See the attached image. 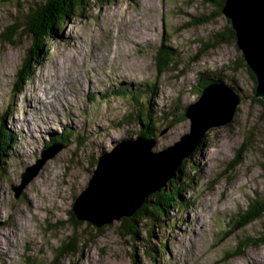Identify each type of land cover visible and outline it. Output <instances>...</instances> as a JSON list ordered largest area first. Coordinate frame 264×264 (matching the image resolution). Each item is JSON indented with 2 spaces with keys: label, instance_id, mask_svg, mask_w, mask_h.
Masks as SVG:
<instances>
[{
  "label": "rangeland",
  "instance_id": "374dc122",
  "mask_svg": "<svg viewBox=\"0 0 264 264\" xmlns=\"http://www.w3.org/2000/svg\"><path fill=\"white\" fill-rule=\"evenodd\" d=\"M26 7V0L0 4V126L2 116L17 134L0 175V264H53L61 241L75 228L87 242L78 245L80 254L60 264H264V245H241L263 235L264 214L230 234L229 225L237 224L249 200L264 197V114L236 44L213 46V35L227 33L230 26L223 14L216 15V4L111 0L87 6L49 41L34 78L21 85L16 71L21 72L30 41L17 33L11 43L2 34L12 26L9 14L19 16ZM205 15L208 22H193ZM163 37L184 56L159 74L154 52ZM207 70L227 75L226 84L242 99L233 120L208 128L203 146L185 158L180 177L192 178L182 193L187 204L146 222L136 241L120 226L121 219L98 228L85 220L75 223L69 211L87 185L98 150L135 137L129 124H119L130 112L129 97L120 89L154 84L149 96L155 108L186 104L200 96L198 76ZM68 129L81 138L69 136L16 198L12 186L36 163L43 142H58L51 137ZM189 131V118L168 120L151 150L167 149ZM162 189L157 194L163 197ZM164 190L174 188L168 183ZM233 253L238 255L230 257Z\"/></svg>",
  "mask_w": 264,
  "mask_h": 264
},
{
  "label": "water",
  "instance_id": "95a60500",
  "mask_svg": "<svg viewBox=\"0 0 264 264\" xmlns=\"http://www.w3.org/2000/svg\"><path fill=\"white\" fill-rule=\"evenodd\" d=\"M222 14L255 77L254 97L264 104V0H224ZM241 99L230 85L212 83L202 88L200 96L188 106L184 115L190 120V131L173 146L152 151L154 137H137L99 155L91 162L94 169L87 185L74 198L71 208L74 218L98 228L130 217L149 194L165 188L175 177L182 160L194 151L208 128L233 120ZM64 147L63 142H53L40 152L36 163L25 168L20 184L12 186L16 198L43 164Z\"/></svg>",
  "mask_w": 264,
  "mask_h": 264
},
{
  "label": "trees",
  "instance_id": "16d2710c",
  "mask_svg": "<svg viewBox=\"0 0 264 264\" xmlns=\"http://www.w3.org/2000/svg\"><path fill=\"white\" fill-rule=\"evenodd\" d=\"M6 1L8 2V0H0V4H3ZM107 1L111 0H26L27 7L25 12L18 11L19 16L15 13L13 15L9 14L12 26H7L6 30L8 31V34H2V36L9 42L14 43L13 37L18 33L21 37L24 36L30 41V49L28 51L25 63L22 64L21 72L16 71V76L19 79L20 84L23 85L34 78L37 68L43 63L45 55H47L49 52V41L54 40L57 36H61V32L67 23L71 22L76 16H81L83 13H85L87 11V6H92L95 3L101 5ZM207 1H213L217 6L216 15H222V6L224 0ZM17 4H20V0H17ZM199 18L200 21L195 20L193 22L203 23L210 20L206 15ZM227 22L229 23L228 20ZM188 26H191V23H188ZM223 41H232L235 43V33L231 26H228L227 33H217L213 35V46L217 42ZM203 45L205 44L203 43ZM182 56H184V54H181L177 47L170 45L168 38L163 37L159 45L155 48L154 52L157 73L161 74L168 66H177L178 61ZM197 59L198 57H195L192 59V61ZM241 60L244 61L242 56ZM242 63V66L246 67L247 72L253 80V89L255 92V77L247 67L245 61ZM207 71L208 72L206 74H199L198 76L197 87L199 88V93L202 88L211 85L212 83H227V81L224 79V77L227 75L217 74L213 70ZM131 86L127 87L130 88ZM154 86V84L142 87L133 85L135 88L132 90V92H127L128 88L120 89L121 92L119 89H117L121 94L126 92L127 94L125 96L129 97L128 102L130 106V112L128 116L124 118L125 123L120 122L119 124H129L130 128L132 129H128L130 130L129 134L135 136L130 139L137 137H142L145 139L150 137L155 138L156 134L160 132L161 129L167 124L168 120H173V118H180V121L184 120L186 118L184 115L185 111L187 110L188 106L193 103L192 101L186 104H180L179 101H174V103H170L168 107L161 106L155 108V101L150 99ZM192 91H194V89ZM254 99L258 101L262 107L264 106L260 98L254 97ZM1 118L3 119H1L2 125L0 126V175L5 171V165L8 158L11 156L9 150L11 151V147L14 144L17 136V134L5 124L4 117L1 116ZM68 130L69 133L67 130H64L59 134H56L54 137H51V140L67 142L69 136L70 138L72 136H76V139L81 138V134L79 136L76 134L71 136L70 133L72 130ZM205 137H207L206 133L196 149L203 146ZM118 142L119 141L117 140L112 143L110 148L119 144ZM49 145V141L45 140L43 142L44 148ZM110 148H100L98 150V156L108 152ZM92 155L93 153H89V158L92 157ZM187 162L188 161L185 159L182 160L178 166L175 177L172 178L173 181L176 178H180V180L174 183L172 182V179H170L167 182V184H171L172 188H174V191L172 192L166 191L164 188L162 189V192H164L163 197H166V200H163V197L157 194L158 191H156L155 193L147 196L145 198V202L138 209H136V211L130 217H125L120 220V226L124 229V231L131 235L135 241L142 238V236H140V232H142L144 229L146 222L155 221L157 219L159 220L163 215L166 214V212L172 210L174 207L182 208L185 206V204H187V200L182 193L188 191L190 180L192 178L188 177V175L180 177V175L184 174L185 172L184 165H186ZM180 186L183 188L178 190V187ZM156 194L159 196H156ZM69 214L75 223L80 222L74 218L70 211ZM263 214L264 197L251 198L249 200L248 206L238 215L240 219L237 224L233 225L232 221L229 225L232 229L230 234L242 226L261 218ZM78 230V228H75L70 235L65 236L61 241V247H59L57 255H55L56 258L54 259L53 264H60V260L62 258H67L70 255L73 256L80 254L78 245L81 247L84 246L88 237L86 238L85 233H81ZM251 243L252 245H264V233L263 235H259L257 237L245 238L242 240L241 245L242 247H245ZM161 245H164V242H161ZM238 247L240 248V244ZM236 255H238V253H233L230 255V257ZM152 258L154 259V257Z\"/></svg>",
  "mask_w": 264,
  "mask_h": 264
},
{
  "label": "bare ground",
  "instance_id": "6f19581e",
  "mask_svg": "<svg viewBox=\"0 0 264 264\" xmlns=\"http://www.w3.org/2000/svg\"><path fill=\"white\" fill-rule=\"evenodd\" d=\"M47 76V75H46ZM50 79V78H49ZM61 88V85L60 86H58V88L57 89H60ZM51 89V88H50ZM47 93V92H46ZM48 94V93H47ZM50 96H52L53 98H54V96H53V93L50 95ZM110 151V150H109ZM257 260V259H256ZM261 261V260H260Z\"/></svg>",
  "mask_w": 264,
  "mask_h": 264
}]
</instances>
